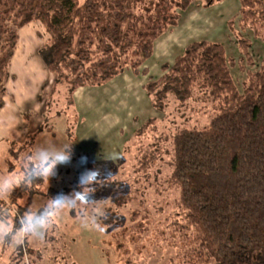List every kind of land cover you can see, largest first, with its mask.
<instances>
[{
    "label": "trees",
    "instance_id": "obj_1",
    "mask_svg": "<svg viewBox=\"0 0 264 264\" xmlns=\"http://www.w3.org/2000/svg\"><path fill=\"white\" fill-rule=\"evenodd\" d=\"M239 3L242 27L264 42V0ZM190 4V0H0V111L19 29L32 23L43 28L45 42L38 55L54 77L50 95L65 85L71 99L79 88L101 85L125 67L138 72L155 40L177 23V11ZM242 45L246 47V41ZM142 88L160 112L169 96L184 104L203 94L214 104L206 126L181 129L168 139L170 173L162 184L172 202L166 220L153 226L154 242L169 250L172 264H264V58L239 90L224 48L196 42L162 65L159 78L149 79ZM143 130L136 135L148 131ZM160 141L136 148L137 173H146L161 157ZM15 147L9 152V172L24 150ZM79 159L98 171L97 161L87 155ZM44 181L26 187L20 181L9 193L15 208L13 226L20 213L31 209L36 195L49 197L40 189ZM133 200V194L119 189L114 208L105 210L103 219L117 230L115 249L121 264L130 262L131 228H121L119 210ZM16 252L20 254V248Z\"/></svg>",
    "mask_w": 264,
    "mask_h": 264
},
{
    "label": "rangeland",
    "instance_id": "obj_2",
    "mask_svg": "<svg viewBox=\"0 0 264 264\" xmlns=\"http://www.w3.org/2000/svg\"><path fill=\"white\" fill-rule=\"evenodd\" d=\"M190 1L188 8L177 11V23L155 40L151 55L138 72L125 67L101 85L79 88L71 99L65 85L50 95L54 77L38 55L45 42L39 24L18 30L16 50L8 67L6 102L0 111L4 137L0 141V179L14 180L17 187L22 179L20 168L36 148L72 144L70 161L58 164L53 176L44 177L40 189L49 197L36 195L31 210H38L50 197L79 190V177L84 172H91V187L81 198L84 208L102 205L104 211L112 209L119 189L130 192L135 200L119 210L121 228H131L129 264H172L169 250L154 242L152 230L166 220L171 208V193L162 184L170 173L168 139L181 129L206 126L214 114V104L203 94L184 104L169 96L165 109L157 111L142 86L149 79H158L162 65L170 64L196 42L224 48L239 90L248 73L257 70L264 58V42L250 28L242 27L239 0H214L209 5L206 0ZM245 41L246 47L242 45ZM150 120L152 125L147 128ZM140 129L148 131L138 137ZM157 139L162 140L161 157L146 173H137L136 148ZM11 146L24 150L9 172ZM82 155L97 161L98 171L81 164ZM0 208V214L7 212L11 224L15 208L8 196L0 197ZM116 231L113 225H106L103 232L84 227L79 210L68 209L42 240H30L19 247L20 254L11 247L3 250L0 243V264H121L115 249Z\"/></svg>",
    "mask_w": 264,
    "mask_h": 264
},
{
    "label": "clouds",
    "instance_id": "obj_3",
    "mask_svg": "<svg viewBox=\"0 0 264 264\" xmlns=\"http://www.w3.org/2000/svg\"><path fill=\"white\" fill-rule=\"evenodd\" d=\"M72 144L62 146H41L36 148L25 158L22 167L21 184L28 186L42 180L44 177H51L55 174L58 164H66L70 161ZM82 162L87 158L82 157ZM91 172H84L79 177L78 189L71 194L60 193L50 197L48 202L38 210H26L20 213L15 222V226L8 222L6 211L0 214V243L7 247L18 249L30 240H42L49 227L55 220L63 214L65 210H79V218L84 227L91 228L98 232H103L105 224L103 219L106 212L102 205H95L92 208H84L81 198L86 190L90 189L89 176ZM15 181L4 177L0 179V197H6L15 188Z\"/></svg>",
    "mask_w": 264,
    "mask_h": 264
},
{
    "label": "crops",
    "instance_id": "obj_4",
    "mask_svg": "<svg viewBox=\"0 0 264 264\" xmlns=\"http://www.w3.org/2000/svg\"><path fill=\"white\" fill-rule=\"evenodd\" d=\"M9 99H10V97H9ZM5 102H6V100H5ZM8 104H9V102H7V105H8ZM2 132H3V131L0 130V141H3V139H4V137L2 136Z\"/></svg>",
    "mask_w": 264,
    "mask_h": 264
}]
</instances>
